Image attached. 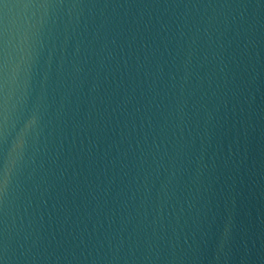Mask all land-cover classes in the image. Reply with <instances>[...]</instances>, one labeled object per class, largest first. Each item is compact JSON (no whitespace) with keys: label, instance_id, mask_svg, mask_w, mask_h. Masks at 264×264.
Returning <instances> with one entry per match:
<instances>
[{"label":"water","instance_id":"95a60500","mask_svg":"<svg viewBox=\"0 0 264 264\" xmlns=\"http://www.w3.org/2000/svg\"><path fill=\"white\" fill-rule=\"evenodd\" d=\"M0 264H264V0H0Z\"/></svg>","mask_w":264,"mask_h":264}]
</instances>
